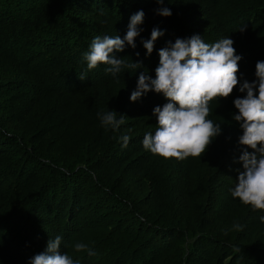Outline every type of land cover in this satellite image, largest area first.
Returning <instances> with one entry per match:
<instances>
[{
    "label": "trees",
    "instance_id": "obj_1",
    "mask_svg": "<svg viewBox=\"0 0 264 264\" xmlns=\"http://www.w3.org/2000/svg\"><path fill=\"white\" fill-rule=\"evenodd\" d=\"M140 10L136 48L117 55L141 66L116 78L108 65L89 70L93 39H123ZM154 28L164 35L148 55ZM193 35L232 39L240 83L253 82L264 0H0V264H30L57 235L78 264H264V211L231 195L245 150L239 85L210 102L222 131L203 156L166 159L142 144L168 101L152 91L132 102L138 78L155 79L159 50ZM108 110L126 116L118 129L101 124Z\"/></svg>",
    "mask_w": 264,
    "mask_h": 264
},
{
    "label": "clouds",
    "instance_id": "obj_2",
    "mask_svg": "<svg viewBox=\"0 0 264 264\" xmlns=\"http://www.w3.org/2000/svg\"><path fill=\"white\" fill-rule=\"evenodd\" d=\"M155 2L162 6L165 0ZM156 13L162 17L172 15L167 7L158 8ZM144 15L140 10L130 17L123 39L119 35L96 36L83 56L87 68L92 70L98 65H108L105 71L114 78L124 68H139V63H128L126 57L118 58L117 54L123 53L126 45L136 48L135 40L141 34L138 26L143 23ZM162 35L163 32L154 28L151 39L141 41L148 55L153 51L154 42ZM136 55L139 56V53ZM158 55L155 79L142 73L136 90L130 96V100L136 102L154 91L168 101L162 107L154 108L157 126L154 134L145 133L142 141L144 149L166 159L203 156L222 131L220 124L209 119L210 102L228 98L239 85V92L246 95L234 100L238 114L233 119L240 123L243 135L239 137V144L245 150L239 157L243 171L239 172L231 195L253 210L264 211V61L256 63L255 81L245 80L241 84L238 73L242 57L236 54L234 41L228 37L211 44L199 35L177 38L174 44L169 42L167 47L159 50ZM125 117L114 110L98 113L103 126L116 129L125 123ZM129 139L128 135L122 137L124 147H127ZM261 222H264V216ZM61 243L59 235L49 239L46 250L35 255L30 264H78L73 256L61 251ZM73 248L76 253L96 255L84 243H75Z\"/></svg>",
    "mask_w": 264,
    "mask_h": 264
}]
</instances>
